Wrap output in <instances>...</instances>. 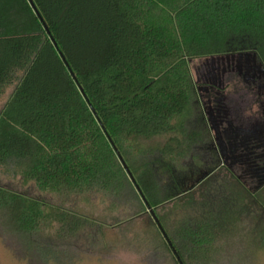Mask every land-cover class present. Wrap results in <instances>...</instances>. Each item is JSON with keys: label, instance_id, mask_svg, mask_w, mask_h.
Listing matches in <instances>:
<instances>
[{"label": "trees", "instance_id": "16d2710c", "mask_svg": "<svg viewBox=\"0 0 264 264\" xmlns=\"http://www.w3.org/2000/svg\"><path fill=\"white\" fill-rule=\"evenodd\" d=\"M31 2L0 0V96L16 85L0 114V167L41 191L128 207V218L152 210L179 252L156 211L208 179L206 160L218 166L190 61L249 51L264 64V0ZM95 228L0 187V234L27 264L68 258ZM173 234L187 251L203 243L192 217Z\"/></svg>", "mask_w": 264, "mask_h": 264}, {"label": "rangeland", "instance_id": "374dc122", "mask_svg": "<svg viewBox=\"0 0 264 264\" xmlns=\"http://www.w3.org/2000/svg\"><path fill=\"white\" fill-rule=\"evenodd\" d=\"M196 64L197 59L190 62V70ZM15 86L7 87L0 96V114ZM0 187L92 218L101 226L100 231L87 230L66 248L68 258L47 264H176L148 212L128 218V207L110 209L97 200L86 203L41 191L34 182L2 167ZM156 212L164 217L176 247L187 257L186 264H264V190L253 197L239 180L227 174L215 175ZM189 217L201 226L203 243L187 251L186 240L173 231ZM17 250L0 234V264H27Z\"/></svg>", "mask_w": 264, "mask_h": 264}, {"label": "flooded vegetation", "instance_id": "af4514ba", "mask_svg": "<svg viewBox=\"0 0 264 264\" xmlns=\"http://www.w3.org/2000/svg\"><path fill=\"white\" fill-rule=\"evenodd\" d=\"M190 71L218 158L216 168L206 160V178L227 174L253 197L262 193L264 64L255 53L242 51L199 58ZM175 251L170 248L176 264H186L187 257Z\"/></svg>", "mask_w": 264, "mask_h": 264}, {"label": "water", "instance_id": "95a60500", "mask_svg": "<svg viewBox=\"0 0 264 264\" xmlns=\"http://www.w3.org/2000/svg\"><path fill=\"white\" fill-rule=\"evenodd\" d=\"M30 4H31V6L34 8V10H35V7H34L33 3L31 2V0H30ZM54 45H55V44H54ZM209 122H210V121H209V119L207 118V123L209 124ZM214 137H215V136H214ZM214 141H215V143L217 144V141H216L215 138H214ZM119 160H120L121 164L123 165V167L125 168V170H126L128 176L130 177L132 183L135 185V188H136L138 194L140 195L141 199L145 202L144 196L142 195V193H141V191H140L138 185L136 184L134 178L132 177V174L130 173L128 167L126 166V164L124 163V161H123V159H122L121 157H119ZM148 213L150 214V216H151L153 222L156 224L157 228L159 229V231H160L162 237L165 239V241H166V243L168 244V246L172 249L173 252H176L175 249L173 248L171 242L169 241L168 237L166 236V234H165V232H164V230H163L161 224L159 223V221H158V219H157L155 213H154L152 210H148Z\"/></svg>", "mask_w": 264, "mask_h": 264}]
</instances>
